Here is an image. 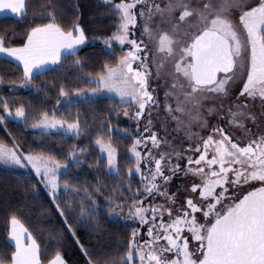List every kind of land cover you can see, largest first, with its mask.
<instances>
[{
	"label": "snow or ice",
	"instance_id": "snow-or-ice-1",
	"mask_svg": "<svg viewBox=\"0 0 264 264\" xmlns=\"http://www.w3.org/2000/svg\"><path fill=\"white\" fill-rule=\"evenodd\" d=\"M101 3L110 23L90 37L78 3L0 0L16 21L0 24V62L19 69L0 74V166L34 176L25 190L62 225L44 240L8 208L0 264H69L65 232L83 264H264V0ZM90 40L100 51L81 56ZM68 64L74 80L38 82ZM100 98L106 113L78 107Z\"/></svg>",
	"mask_w": 264,
	"mask_h": 264
},
{
	"label": "trees",
	"instance_id": "trees-1",
	"mask_svg": "<svg viewBox=\"0 0 264 264\" xmlns=\"http://www.w3.org/2000/svg\"><path fill=\"white\" fill-rule=\"evenodd\" d=\"M65 4L70 6L74 3H78L80 10L83 13L84 23L88 29V35H99L102 32V29L107 27L110 23L108 19H101L100 13L103 12L104 6L101 3V0H64ZM6 15H0V24H14L16 21L11 19H4ZM100 41L88 42V45L83 46L80 52L81 56L90 57L92 53L99 52L101 48ZM119 51V50H118ZM10 69L11 71L18 72L19 69L15 65L7 66L4 62H0V74H4L5 78L8 79L11 76V71L6 70ZM87 70H93L92 66H87ZM98 70V69H96ZM78 69H75L74 66L68 64L66 65V72L64 73H48L45 77L37 78L38 82L42 79L52 80L54 75L63 80L65 76L68 79H75V72ZM3 88L5 95H12L10 92L9 86L4 85L0 86ZM18 98H24L26 100H31L34 104L39 103L40 99L44 98V94L40 93L39 96L34 90H28L21 88L19 91L14 93ZM55 93L52 97H49L52 104L55 103L54 99ZM111 101L106 98H100L92 103L80 104L78 107L82 112L91 114V109H95L98 113H106L107 106ZM72 110L63 108L62 111ZM115 123V121H114ZM9 128L18 135H23L28 138V141L34 138V133L32 131L23 132L22 126L15 123H11ZM3 134V130L0 129V135ZM85 144L88 142L87 137L80 138ZM72 142H76L73 140ZM131 141H124V145L130 144ZM123 149V145H122ZM127 159L121 162L122 167H126L129 163ZM89 180L93 179V175L89 174L87 177ZM105 183H111L113 177H102ZM37 183L36 178L32 175L25 174L24 170H9L7 167L0 166V251H3L5 248L4 237L6 236L5 222L7 219V209L8 208H20L23 207L24 211L27 213L26 222L29 224L31 230L34 233H38L40 229H45L43 232V239L47 240L49 233L53 229H62L61 218L57 215L55 209L52 207V203L47 198L43 191L40 196H33L30 191H26V187L31 184ZM67 194H62V198H66ZM101 226L106 229V237H110L113 242L123 239L127 235V227L124 223L120 221L102 219ZM82 235L83 233H78ZM115 246V244H113ZM63 251L66 258L69 260V264H83V260L80 256V251L78 246L74 243L73 238L65 232V241L63 245Z\"/></svg>",
	"mask_w": 264,
	"mask_h": 264
},
{
	"label": "rangeland",
	"instance_id": "rangeland-1",
	"mask_svg": "<svg viewBox=\"0 0 264 264\" xmlns=\"http://www.w3.org/2000/svg\"><path fill=\"white\" fill-rule=\"evenodd\" d=\"M122 119H125V120H126V118H122ZM213 123H215V120H213ZM121 126L123 127V126H125V125H124V124H121ZM127 126L132 127L133 125H131V123H128Z\"/></svg>",
	"mask_w": 264,
	"mask_h": 264
},
{
	"label": "crops",
	"instance_id": "crops-1",
	"mask_svg": "<svg viewBox=\"0 0 264 264\" xmlns=\"http://www.w3.org/2000/svg\"><path fill=\"white\" fill-rule=\"evenodd\" d=\"M0 15H7L6 13H0Z\"/></svg>",
	"mask_w": 264,
	"mask_h": 264
}]
</instances>
